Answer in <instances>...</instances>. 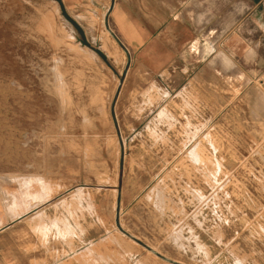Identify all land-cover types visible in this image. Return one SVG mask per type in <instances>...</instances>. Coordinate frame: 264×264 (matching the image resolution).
<instances>
[{
	"label": "rangeland",
	"instance_id": "obj_1",
	"mask_svg": "<svg viewBox=\"0 0 264 264\" xmlns=\"http://www.w3.org/2000/svg\"><path fill=\"white\" fill-rule=\"evenodd\" d=\"M114 5L0 0V264H76L90 242L104 264H167L150 248L184 264H264L257 36L241 49L232 35L208 62L151 75L115 39ZM8 176L42 178L48 198L12 221L2 188L21 187Z\"/></svg>",
	"mask_w": 264,
	"mask_h": 264
},
{
	"label": "crops",
	"instance_id": "obj_2",
	"mask_svg": "<svg viewBox=\"0 0 264 264\" xmlns=\"http://www.w3.org/2000/svg\"><path fill=\"white\" fill-rule=\"evenodd\" d=\"M111 19L113 33L129 52L132 62L151 75L162 74L175 64L186 68L202 58L208 62L215 54L217 44L233 39L232 35L239 36L241 49L250 47L246 35L257 36L255 48L248 50L252 53L250 58L255 56L259 61L260 51L264 52V0H115ZM169 36H175V46ZM196 42H200L202 55L192 52ZM260 66H264V60ZM108 238L121 248L127 246L122 237ZM131 242L137 244L134 240ZM88 245L84 252H79L80 259L75 260L76 264L107 262L108 258L99 255V245L94 242ZM69 247L74 253L75 248ZM65 253L64 257H67ZM55 256L59 257L60 253L56 252ZM33 264L48 263L35 260ZM59 264L66 263L61 261Z\"/></svg>",
	"mask_w": 264,
	"mask_h": 264
},
{
	"label": "bare ground",
	"instance_id": "obj_3",
	"mask_svg": "<svg viewBox=\"0 0 264 264\" xmlns=\"http://www.w3.org/2000/svg\"><path fill=\"white\" fill-rule=\"evenodd\" d=\"M104 17V16H103ZM201 17V16H200ZM201 22V21H200ZM199 24V23H198ZM103 36V35H102ZM107 37V36H106ZM113 39V38H112ZM111 39V40H112ZM210 47V46H209ZM75 49V48H74ZM209 49V48H208ZM105 50V49H104ZM207 51H209V50H207ZM211 48H210V53H211ZM192 52L194 53V54H198V55H202V52H201V46H200V42H196L195 44H193V47H192ZM208 54H209V52H207ZM203 54H204V52H203ZM252 54V53H251ZM204 56V55H203ZM247 56H248V54H247ZM249 56H250V53H249ZM217 58L216 59H220L221 60V64H223V65H221V66H223V68H224V66H226L228 69L229 68H232L233 67V64L228 60V59H225L224 57H222V56H220L219 54H218V56H216ZM202 58V57H201ZM247 58V57H246ZM121 59V58H120ZM217 63H219V61L217 62ZM122 65H126V59L124 58V60L122 61ZM220 65V64H219ZM225 71V70H224ZM58 77V76H57ZM247 79V78H246ZM60 81V80H59ZM104 82V81H103ZM249 83V82H248ZM152 89V88H151ZM159 92V91H158ZM148 93V92H147ZM263 95H264V93H263ZM263 95H261V97L260 98H258L259 99V101H260V103H261V105H262V107H264V96ZM66 96V95H65ZM157 96H158V94H157ZM160 96H162V95H160ZM149 97V96H148ZM185 97V96H184ZM152 98V97H151ZM150 98V101L152 100ZM157 98V97H156ZM160 98V97H159ZM158 98V99H159ZM67 99V98H66ZM155 99V98H154ZM70 100V99H69ZM154 101V100H153ZM69 102V101H68ZM155 102H156V100H155ZM259 103V104H260ZM260 107V106H259ZM184 108V107H183ZM259 109V108H258ZM182 111V110H181ZM162 112V111H161ZM260 112V111H259ZM166 113V112H165ZM165 113H159L160 114V116H162L163 114H165ZM264 113V112H263ZM159 114H158V116H159ZM254 115V114H253ZM257 115V114H256ZM157 116V117H158ZM264 116V115H263ZM262 116V117H263ZM259 117V116H258ZM160 118V117H159ZM257 118V117H256ZM161 119V118H160ZM263 119H264V117H263ZM65 130V129H64ZM156 130V129H155ZM150 135V134H149ZM154 135H156V134H153V136ZM190 135V134H189ZM153 138V137H152ZM211 138V137H210ZM214 141H212V143H213ZM213 145V144H212ZM210 146V145H209ZM213 147H215L214 145H213ZM199 154H201V150L198 148V152H197V155L196 156H194V158H195V160L197 161V163L200 165V167L201 166H203L204 167V169L207 171V172H209V170H208V163H209V161H203V160H201V157H200V155ZM118 155V154H117ZM211 162V164L213 165V166H215V164H214V162H212V160L210 161ZM118 163V162H117ZM119 168V167H118ZM117 168V169H118ZM53 176V175H52ZM80 177V176H79ZM5 178V177H4ZM25 178H26V180H25ZM1 180H3V178L1 179ZM4 181H14V182H17L16 184H19L20 185V187H21V192L19 193H10L9 191H7L6 189H4V188H2V192H3V198H5L6 199V201L7 202H12V204L14 205V208L12 209V212H11V215H10V218L12 219V221L13 220H17V219H21V218H23V217H25L27 214H29L34 208H35V203L36 204H41V202H43L46 198H48V194L50 193V188H49V186L43 181V179L42 178H40V177H20V176H16V177H14L13 178V176H8V177H6L5 178V180ZM111 182V181H110ZM223 185V184H222ZM222 187V186H221ZM18 188H19V186H18ZM166 188V187H165ZM20 191V190H19ZM160 191V190H159ZM176 191V190H175ZM84 193V191L82 190V189H80V190H78V194H79V196L81 197H84V195L82 194V193ZM77 193V192H76ZM81 193V194H80ZM165 194V193H164ZM157 195V194H156ZM51 196V195H50ZM73 196V195H72ZM86 196V195H85ZM90 196V195H89ZM88 196V199L90 200V202H91V204H94V200H92L93 198H91V197H89ZM81 197V198H82ZM50 198H52V197H50ZM74 196L72 197V199L74 200ZM81 198H79V199H81ZM86 200V199H85ZM111 201V200H110ZM86 202V201H85ZM46 203V202H45ZM69 203H71V202H69ZM167 203V202H166ZM64 204V203H63ZM74 204H75V201H74ZM169 204V203H168ZM175 205V204H174ZM180 205H182V204H180ZM38 206V205H37ZM92 207V206H91ZM109 207V206H108ZM43 212V211H42ZM99 213V218H100V221L102 222V223H106L105 222V220H104V218H102V216H101V213L100 212H98ZM107 213H108V211H107ZM35 218V217H34ZM33 218V219H34ZM43 218V217H42ZM45 219V218H44ZM4 220H1V222H0V225H4V222H3ZM40 221V220H39ZM41 222V221H40ZM54 222V221H53ZM39 223V222H38ZM38 223H37V225H38ZM56 223V222H55ZM99 223V222H98ZM53 224V223H52ZM59 224V223H58ZM33 225H34V223H33ZM40 225V224H39ZM60 225V224H59ZM112 225V224H111ZM48 226V225H47ZM53 226V225H52ZM55 226V228L54 229H56V225H54ZM33 227V226H32ZM44 227V226H43ZM51 227V226H50ZM65 227V226H64ZM112 227V226H111ZM39 228V227H38ZM66 228V227H65ZM34 229V228H33ZM47 229H48V227H47ZM59 229V228H58ZM36 230H37V228H36ZM39 230V229H38ZM70 230V229H69ZM173 230V229H172ZM48 231V230H47ZM64 231V230H63ZM67 231V230H66ZM175 231V230H174ZM177 231V230H176ZM172 232V231H171ZM39 233V232H38ZM37 233V234H38ZM44 233V232H43ZM174 234H176V232L174 233ZM45 236V235H44ZM67 236V235H66ZM42 237V236H41ZM40 237V238H41ZM50 237H52L51 235H50ZM57 237V236H56ZM78 238V237H77ZM132 238H134V237H132ZM136 238V237H135ZM38 239V238H37ZM42 239V238H41ZM50 239V238H49ZM48 239V240H49ZM79 239V238H78ZM112 240V239H111ZM181 240V239H180ZM42 241H43V239H42ZM50 241V240H49ZM177 241H179V240H177ZM132 243V242H131ZM68 244V243H67ZM48 245V244H47ZM92 250V249H91ZM154 251H152L151 250V248H150V251L153 253V254H155L156 252H157V254H159V255H162V256H164L159 250H156V249H153ZM105 252V251H104ZM149 252V251H148ZM47 253V252H46ZM65 253V252H64ZM66 254V253H65ZM151 254V253H150ZM96 255V254H95ZM157 256V255H156ZM84 257V256H83ZM102 257V256H101ZM165 258H169L168 256H164ZM55 258H56V256H55ZM80 259V258H79ZM170 259V258H169ZM168 259V260H169ZM171 260V259H170ZM88 261V260H87ZM172 261V260H171ZM69 262V261H68ZM165 262V261H164ZM173 262H175L176 264H184L182 261H179V260H175L174 259V261ZM167 263V262H166ZM167 264H169V263H167ZM206 264H207V262H206Z\"/></svg>",
	"mask_w": 264,
	"mask_h": 264
},
{
	"label": "water",
	"instance_id": "obj_4",
	"mask_svg": "<svg viewBox=\"0 0 264 264\" xmlns=\"http://www.w3.org/2000/svg\"><path fill=\"white\" fill-rule=\"evenodd\" d=\"M106 23H107V20H106ZM111 32V31H110ZM111 34H113L112 32H111ZM117 41H118V43H119V40L117 39V38H115ZM126 53H127V55H128V61L130 62L131 61V58H130V55H129V53L126 51ZM121 87H123V84H121L120 85V88ZM155 255H157V256H159V254H157V253H155ZM160 258H161V260H163V261H165V262H167V263H169V264H176L175 262H173V261H171V260H168V259H166V258H164V257H162V256H159Z\"/></svg>",
	"mask_w": 264,
	"mask_h": 264
}]
</instances>
